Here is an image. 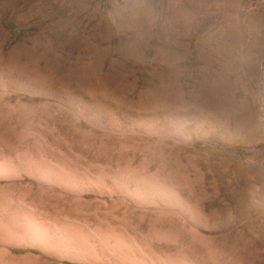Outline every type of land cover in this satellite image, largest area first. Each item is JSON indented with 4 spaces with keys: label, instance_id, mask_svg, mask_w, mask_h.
<instances>
[{
    "label": "rangeland",
    "instance_id": "374dc122",
    "mask_svg": "<svg viewBox=\"0 0 264 264\" xmlns=\"http://www.w3.org/2000/svg\"><path fill=\"white\" fill-rule=\"evenodd\" d=\"M0 264H264V0H0Z\"/></svg>",
    "mask_w": 264,
    "mask_h": 264
}]
</instances>
